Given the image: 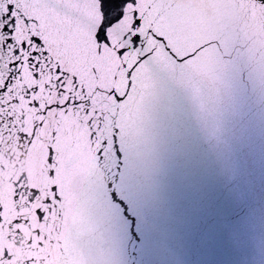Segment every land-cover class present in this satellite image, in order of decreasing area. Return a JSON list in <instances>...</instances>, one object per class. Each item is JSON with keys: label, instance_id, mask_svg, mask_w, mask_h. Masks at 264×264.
Listing matches in <instances>:
<instances>
[{"label": "water", "instance_id": "1", "mask_svg": "<svg viewBox=\"0 0 264 264\" xmlns=\"http://www.w3.org/2000/svg\"><path fill=\"white\" fill-rule=\"evenodd\" d=\"M254 107L167 132L125 115L122 167L75 116L0 126V264H264V97Z\"/></svg>", "mask_w": 264, "mask_h": 264}, {"label": "snow or ice", "instance_id": "2", "mask_svg": "<svg viewBox=\"0 0 264 264\" xmlns=\"http://www.w3.org/2000/svg\"><path fill=\"white\" fill-rule=\"evenodd\" d=\"M261 97L264 0H0V126L75 116L122 167L125 115L167 132L229 102L243 124Z\"/></svg>", "mask_w": 264, "mask_h": 264}]
</instances>
